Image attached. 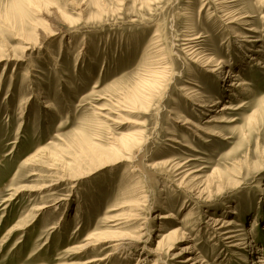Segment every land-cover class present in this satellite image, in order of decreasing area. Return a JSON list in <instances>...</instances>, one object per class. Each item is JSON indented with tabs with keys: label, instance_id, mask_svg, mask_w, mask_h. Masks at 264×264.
<instances>
[{
	"label": "rangeland",
	"instance_id": "rangeland-1",
	"mask_svg": "<svg viewBox=\"0 0 264 264\" xmlns=\"http://www.w3.org/2000/svg\"><path fill=\"white\" fill-rule=\"evenodd\" d=\"M217 6L0 0V264H85L112 250L76 252L100 231L119 252L86 264H188V244L190 263L264 264V0H233L232 23ZM234 73L248 85L230 96Z\"/></svg>",
	"mask_w": 264,
	"mask_h": 264
},
{
	"label": "bare ground",
	"instance_id": "bare-ground-1",
	"mask_svg": "<svg viewBox=\"0 0 264 264\" xmlns=\"http://www.w3.org/2000/svg\"><path fill=\"white\" fill-rule=\"evenodd\" d=\"M212 1H214L218 5L217 6L218 11L221 13V16L227 21V23L235 22L237 19L242 20L245 17V15H235V16H233L234 14H231V13H229L230 11H227L228 4H231V2L233 0H212ZM251 29H249V30H251ZM155 35H156V33H152V36H150L151 37L150 40ZM240 38H241L240 39L241 41L243 39H244V41H247V40H245L243 35ZM250 38H252V37H250ZM199 39L200 38L198 36H191V37L186 38L185 39L187 41V45H185L186 46V51H187L188 55L190 56L191 60L197 61L198 63H200L201 66L210 67L211 62H212L211 59L200 58L199 57V52H198V44L200 42ZM150 42H152V41H150ZM80 43H81V41H80ZM82 43H83V41H82ZM6 60H7V58H6ZM5 63H7V62H5ZM263 67H264V65H263ZM209 70L211 71L212 69L209 68ZM230 76H232V78H236V81L232 80L229 83L228 87H230V89H228V91H229L230 96H233V95L235 96L237 94V91L241 93L242 91L246 90L248 82H246L245 80H242V78L240 79V75L239 74L234 73V74H231ZM204 104H201V106L204 107L205 106ZM223 104H225V103H223ZM223 104H222V106L220 107L219 110H215L216 114L218 113L219 115H221L224 111L229 110L231 108L229 105H227V104L223 105ZM241 106H243V103L239 104L236 108H240ZM220 112H222V113H220ZM222 120L223 119H219V117H217L216 115H212L210 117V119H208L207 122L209 123L208 124L209 126L213 127L214 125L211 124L212 122H218V121H222ZM208 132L211 133V134L215 133L214 130H210ZM186 162L187 161H185L184 163H177L176 162L174 165L176 166V169L179 170L180 168L185 166ZM128 170H125L124 174L128 173ZM182 171H184V170H182ZM184 176H186V177L189 176V173H184ZM49 186H51V184H48V185H46L44 187H41L39 189L47 188ZM9 200H10V198H6L4 201H9ZM41 208H43V206L40 207V209ZM131 215H132V219L138 217V213L137 212L136 213H132ZM168 216L169 215H161L159 218H167ZM209 220L211 221V223H210L211 224V229L213 228L215 231L221 232V234L224 236L223 239L226 240V243H228L229 246H235V245L241 246L243 244V242H239V243L235 242L239 238L237 237L238 235L234 233V231H236V230H233V229L229 228V224L230 223H229L228 220H226V219L222 220V219H219V218H211V217L209 218ZM109 221L115 222L113 225H118V224L122 223L121 221H117V219H112L111 217L109 218ZM16 225H17V227L14 226L15 228H12L9 231V233H7V236L10 233L13 234L14 232H17L18 230L22 229L23 227L21 225H26V222H24V223L22 222L20 224V226H18L19 224H16ZM237 225L241 226L240 223H238ZM239 230L240 229H237V231H239ZM179 232L180 231H178V229H177V230H173V231H170V232L166 231V232L162 233L161 234V238L158 240L157 245H156V252L154 251V253L160 255V252L162 253L164 248H166L167 251L170 250L172 248L173 242H176L177 240H179V235H178ZM141 235H142V233L140 234V236ZM181 235H184V233H182ZM113 236H115V234L114 233H110L109 231H100V232H95V233L93 232L92 234L88 235V239L86 238L87 241H86L85 245L77 247V251L76 252H81L82 250H84V249H86V248H88L90 246H97L99 248V246H100L99 244H106V247L112 246L111 247L112 250L107 252V254L105 256L98 257L97 259L91 258V259L85 261L84 263L86 264V263H90V262H97V261H104V260H105L104 262H106V260H108L111 256L114 257V255L117 254V252H119L118 247L122 244L121 239H116V237L114 238ZM130 239H132L133 241L134 240H136V241L140 240L138 235L134 236V237H132ZM3 242H5V239L2 240L0 243L2 244ZM110 242H114V243H110ZM1 244H0V246H1ZM184 248H185L184 250L189 251V255L182 262L188 263V264H195L196 262L200 261V260H198V261L196 260L195 263L194 262L190 263L191 261H193L195 259V255L198 254V252H197L198 250L196 249L195 244H188ZM198 259H201V258H198ZM111 260H112V258H111ZM143 260L144 259L140 258L139 261H143ZM201 263L203 264L204 261H202Z\"/></svg>",
	"mask_w": 264,
	"mask_h": 264
}]
</instances>
